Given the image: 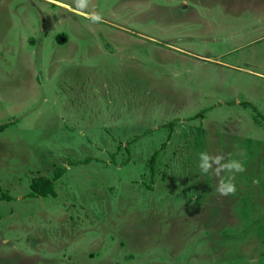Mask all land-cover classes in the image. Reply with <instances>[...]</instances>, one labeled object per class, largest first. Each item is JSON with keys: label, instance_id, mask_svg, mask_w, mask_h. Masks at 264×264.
I'll list each match as a JSON object with an SVG mask.
<instances>
[{"label": "rangeland", "instance_id": "374dc122", "mask_svg": "<svg viewBox=\"0 0 264 264\" xmlns=\"http://www.w3.org/2000/svg\"><path fill=\"white\" fill-rule=\"evenodd\" d=\"M263 77L264 0H0V264H264Z\"/></svg>", "mask_w": 264, "mask_h": 264}, {"label": "trees", "instance_id": "16d2710c", "mask_svg": "<svg viewBox=\"0 0 264 264\" xmlns=\"http://www.w3.org/2000/svg\"><path fill=\"white\" fill-rule=\"evenodd\" d=\"M245 104V103H244ZM203 117V113L202 110L196 112L194 115H192L191 117H188L189 119L191 118H198L201 119ZM258 117L263 118L262 113H260L257 109L254 110L252 118L253 120L256 121V123H259L260 120H256ZM177 120H179V118H174L171 121H169L168 123H165L163 125H167L169 127L168 130V135L167 138L162 141L159 145L158 148H156L151 154L150 157L148 158V167H149V172H150V176L153 175L154 172V168H155V160H156V156L157 153L164 149L166 144H167V140L172 132V128L173 126L176 124ZM6 125L2 124L0 125V130H2ZM69 163H73L71 161H68ZM65 167L64 166H54L53 172H52V176L48 177L45 175H38V176H34L32 177L30 183H29V192L27 193V196L30 197H36V196H47V195H51V196H56V190L54 188V181L59 178L65 171ZM3 199H11L10 195L7 192H1L0 193V200Z\"/></svg>", "mask_w": 264, "mask_h": 264}, {"label": "clouds", "instance_id": "9594fccd", "mask_svg": "<svg viewBox=\"0 0 264 264\" xmlns=\"http://www.w3.org/2000/svg\"><path fill=\"white\" fill-rule=\"evenodd\" d=\"M77 6L82 7L85 3V0H76ZM91 19L94 22H100L102 20V17L99 14H95L91 17ZM213 159L214 163L219 164L220 160H223V156L217 155L215 157H211L206 153H201L200 154V160L201 163L199 165L202 173H208L209 169L211 168V165L208 164L209 159ZM227 170L231 173H241L245 171L244 166L241 162L239 161H230L225 164H220L219 167L215 168L213 170L214 175L219 176L221 171ZM216 191L221 195V196H228L230 194H235L236 192V187L234 183H232V178H230L227 182H225L223 179L220 180V182L217 185Z\"/></svg>", "mask_w": 264, "mask_h": 264}, {"label": "crops", "instance_id": "0c3cea01", "mask_svg": "<svg viewBox=\"0 0 264 264\" xmlns=\"http://www.w3.org/2000/svg\"><path fill=\"white\" fill-rule=\"evenodd\" d=\"M60 39H59V42H60V44H62V43H65L66 41H65V38L63 39L62 37H59ZM62 41V42H61ZM264 78V77H263ZM260 112H262V113H264V111H262L261 109H258ZM251 115V114H250ZM249 117V116H248ZM251 117H252V115H251ZM249 118V120H250V124H252L251 123V120H253V118ZM66 118H68V117H66ZM256 123V122H255ZM257 124V123H256ZM196 189V194L195 195H193V196H191V198H192V200L191 201H193V200H196V199H200V194H203V196H204V198H206V199H208L207 197H210V195L209 196H206L205 195V193H206V191H203V189H198V188H195ZM202 191V192H201ZM200 197H199V196ZM205 203H207V202H205Z\"/></svg>", "mask_w": 264, "mask_h": 264}]
</instances>
